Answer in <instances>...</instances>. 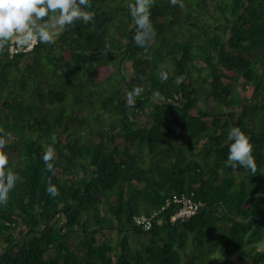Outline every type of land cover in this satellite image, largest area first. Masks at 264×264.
<instances>
[{"label":"trees","instance_id":"obj_1","mask_svg":"<svg viewBox=\"0 0 264 264\" xmlns=\"http://www.w3.org/2000/svg\"><path fill=\"white\" fill-rule=\"evenodd\" d=\"M91 2L93 22L0 53V135L20 177L0 204V264H264V0H155L151 59L135 0ZM234 126L255 173L225 165ZM183 197L198 210L172 223Z\"/></svg>","mask_w":264,"mask_h":264},{"label":"clouds","instance_id":"obj_2","mask_svg":"<svg viewBox=\"0 0 264 264\" xmlns=\"http://www.w3.org/2000/svg\"><path fill=\"white\" fill-rule=\"evenodd\" d=\"M155 0H135L128 5L130 16L135 28L133 37L136 45L144 49L147 56L156 37V30L151 20V9ZM173 6L184 8L183 0H170ZM91 0H0V53L15 44L18 48H31L35 43L51 44L58 34L65 32L77 21L85 25L95 19ZM167 80V73L161 74ZM141 86L134 87L127 93L125 106L135 105V98L140 96ZM12 133L0 135V204H7L9 193L14 189L19 174L8 165L9 159L3 150L7 147ZM55 141V137L52 138ZM228 156L225 165L236 169L238 166L257 171V163L253 155L250 138L239 128L231 127L228 133ZM55 153L51 145L45 148L43 161L49 172H54ZM47 191L51 197L58 195V189L49 182Z\"/></svg>","mask_w":264,"mask_h":264},{"label":"built area","instance_id":"obj_3","mask_svg":"<svg viewBox=\"0 0 264 264\" xmlns=\"http://www.w3.org/2000/svg\"><path fill=\"white\" fill-rule=\"evenodd\" d=\"M38 43V42H37ZM35 43L31 48H18L16 45H12L10 50L13 53H20V52H26L34 49ZM175 204H178V209L174 212L173 215H171L170 221L172 223L177 221H183L187 218L192 217L196 214L199 205H194L192 202H190L187 198L183 197L181 199H177L174 201ZM137 225H146V227H149L151 225V222L149 220L144 219H137L136 220Z\"/></svg>","mask_w":264,"mask_h":264},{"label":"rangeland","instance_id":"obj_4","mask_svg":"<svg viewBox=\"0 0 264 264\" xmlns=\"http://www.w3.org/2000/svg\"><path fill=\"white\" fill-rule=\"evenodd\" d=\"M123 68L124 69H126V68H128V69H130L131 68V65L130 64H124L123 65ZM125 74H129V71L128 72H126ZM114 77V79H112V80H110L109 81V78L108 79H106L102 84H100V85H97V87L101 90V92L102 93H104V94H109L110 93V90H111V88H113L112 86H113V82L115 81V82H117V81H119V78L117 77V76H113ZM128 81H129V78H128ZM130 86V85H129ZM83 107V106H82ZM82 107H79V108H81L82 109ZM83 109H85V107H83ZM80 111V110H79ZM137 118H138V121L141 123V125H146L147 123H148V121H149V118H147V117H145V116H142L140 113H138V116H137ZM185 142H183V144H184ZM16 148L18 149L19 148V146L18 145H16ZM109 237L111 238V239H114V237L112 236V235H109Z\"/></svg>","mask_w":264,"mask_h":264}]
</instances>
